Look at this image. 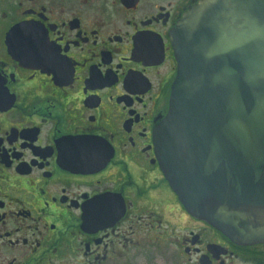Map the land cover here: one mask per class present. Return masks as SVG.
I'll return each instance as SVG.
<instances>
[{
	"label": "flooded vegetation",
	"instance_id": "obj_1",
	"mask_svg": "<svg viewBox=\"0 0 264 264\" xmlns=\"http://www.w3.org/2000/svg\"><path fill=\"white\" fill-rule=\"evenodd\" d=\"M205 1L0 0V264H264L184 210L154 145Z\"/></svg>",
	"mask_w": 264,
	"mask_h": 264
},
{
	"label": "water",
	"instance_id": "obj_2",
	"mask_svg": "<svg viewBox=\"0 0 264 264\" xmlns=\"http://www.w3.org/2000/svg\"><path fill=\"white\" fill-rule=\"evenodd\" d=\"M169 108L154 131L184 210L240 245L264 243V0H206L172 31Z\"/></svg>",
	"mask_w": 264,
	"mask_h": 264
}]
</instances>
